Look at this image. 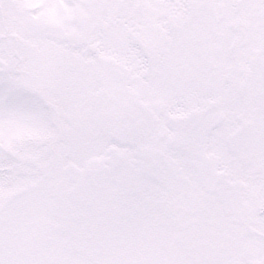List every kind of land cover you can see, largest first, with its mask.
Instances as JSON below:
<instances>
[{
    "label": "snow or ice",
    "instance_id": "1",
    "mask_svg": "<svg viewBox=\"0 0 264 264\" xmlns=\"http://www.w3.org/2000/svg\"><path fill=\"white\" fill-rule=\"evenodd\" d=\"M0 264H264V0H0Z\"/></svg>",
    "mask_w": 264,
    "mask_h": 264
}]
</instances>
